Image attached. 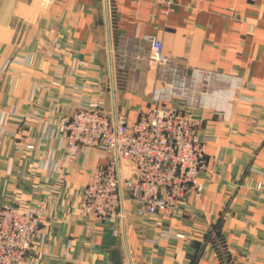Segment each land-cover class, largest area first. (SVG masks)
I'll use <instances>...</instances> for the list:
<instances>
[{"label":"crops","instance_id":"obj_1","mask_svg":"<svg viewBox=\"0 0 264 264\" xmlns=\"http://www.w3.org/2000/svg\"><path fill=\"white\" fill-rule=\"evenodd\" d=\"M37 1L0 0V202L44 203L24 264H264V0H172V9L162 0H50L46 17ZM146 35L161 38L181 75L211 69L242 86L219 84L229 89L194 113L206 138L203 190L182 211L141 217L127 202L97 222L81 213L83 188L119 160L86 148L59 176L56 125L82 104L129 123L166 107L152 98L170 80L157 63L115 69L112 53L148 49Z\"/></svg>","mask_w":264,"mask_h":264},{"label":"built area","instance_id":"obj_2","mask_svg":"<svg viewBox=\"0 0 264 264\" xmlns=\"http://www.w3.org/2000/svg\"><path fill=\"white\" fill-rule=\"evenodd\" d=\"M162 1L167 9L173 8L172 0ZM144 41L148 49H125L119 55H133L145 68L157 63L162 77L170 80L164 79V84L152 91V98L166 107H150L129 123L123 113L112 120L100 105L82 104L56 125L65 145L64 159L54 167L59 176L86 148H101L119 160L114 166L96 169L83 188L81 213L97 222L121 215V207L127 202L141 217L156 213L173 216L182 211L189 193L203 190L200 172L206 165V138L194 113L204 106V97L210 100L215 93L229 89L219 84L233 81L238 88L242 86L241 78L211 69L192 68L188 76L181 75L165 53L161 38L146 35ZM213 87L216 90L211 91ZM227 93L233 101L235 87ZM127 163L136 168L134 177L127 175ZM44 217L42 201L33 207L0 202V264L25 263ZM117 233L114 229L113 234ZM160 235L168 238L171 233L162 229ZM176 236L184 237L181 233Z\"/></svg>","mask_w":264,"mask_h":264},{"label":"rangeland","instance_id":"obj_3","mask_svg":"<svg viewBox=\"0 0 264 264\" xmlns=\"http://www.w3.org/2000/svg\"><path fill=\"white\" fill-rule=\"evenodd\" d=\"M41 3H44V12H42V17H46V14L48 13L47 11H48V8H49V6H50V0H40V1H37V5H38V7L40 8V5H41ZM40 10V9H39ZM39 10L37 11V17H38V13H39ZM30 14V13H29ZM45 15V16H44ZM134 51H136V50H134ZM112 57H113V60H114V64L116 65V67L118 66V67H120V69H122V68H124V67H129L130 65L133 67V68H135V64H137V62L134 60V58H133V55L132 56H123V55H119V53L118 52H116V51H114V53H112ZM172 60V59H171ZM172 62H173V60H172ZM174 63V62H173ZM176 63V62H175ZM174 63V64H175ZM176 65H177V67H178V69H179V71H178V73L179 74H181L180 72H182V69L179 67V65L176 63ZM141 66V65H140ZM115 68L116 70H118L119 68ZM150 67V66H149ZM137 69V68H136ZM202 69H204V68H202ZM124 70V69H123ZM210 70V69H209ZM186 71H190V69H188V70H186V69H184V73L186 72ZM219 72H222V71H219ZM222 73H225V72H222ZM226 74H228V73H226ZM218 86H220V85H218ZM213 90H216V88L215 87H213V88H211V91H213ZM207 91L209 92L210 91V88L209 89H207ZM202 100H203V98H202ZM129 164L127 163L126 164V166H128ZM43 221H44V219H43ZM43 223L44 222H42V226H43Z\"/></svg>","mask_w":264,"mask_h":264},{"label":"water","instance_id":"obj_4","mask_svg":"<svg viewBox=\"0 0 264 264\" xmlns=\"http://www.w3.org/2000/svg\"><path fill=\"white\" fill-rule=\"evenodd\" d=\"M129 165L126 167V173L130 177H134L136 175V168L128 163Z\"/></svg>","mask_w":264,"mask_h":264}]
</instances>
